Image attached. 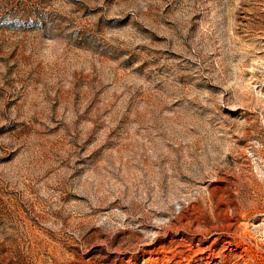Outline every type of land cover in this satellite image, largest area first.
<instances>
[{
  "label": "rangeland",
  "instance_id": "rangeland-1",
  "mask_svg": "<svg viewBox=\"0 0 264 264\" xmlns=\"http://www.w3.org/2000/svg\"><path fill=\"white\" fill-rule=\"evenodd\" d=\"M0 264H264V0H0Z\"/></svg>",
  "mask_w": 264,
  "mask_h": 264
}]
</instances>
